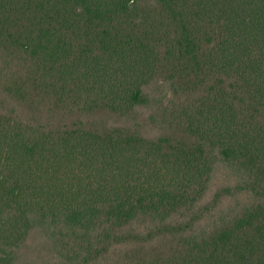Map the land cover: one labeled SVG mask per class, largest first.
I'll return each mask as SVG.
<instances>
[{
  "label": "trees",
  "instance_id": "trees-1",
  "mask_svg": "<svg viewBox=\"0 0 264 264\" xmlns=\"http://www.w3.org/2000/svg\"><path fill=\"white\" fill-rule=\"evenodd\" d=\"M139 109L158 135L109 123ZM45 249L264 264V0H0V264Z\"/></svg>",
  "mask_w": 264,
  "mask_h": 264
},
{
  "label": "rangeland",
  "instance_id": "rangeland-1",
  "mask_svg": "<svg viewBox=\"0 0 264 264\" xmlns=\"http://www.w3.org/2000/svg\"><path fill=\"white\" fill-rule=\"evenodd\" d=\"M151 91L153 93L155 92V93L159 94L156 87H153L151 89ZM150 113H151L150 110L139 109L136 113V117L138 118V122H140V123L136 122L135 120H132L131 118L130 119H119V118H112V117L109 119V123L126 125L129 127H135L138 125L139 126L138 129L141 132V134H143L144 136H147V137H154L160 133L161 126L156 125L154 123V120L152 121L153 124L151 121L148 120ZM213 175H214L213 179L211 181L209 190L207 192V200H209L212 197L213 193L217 190V188L219 186L231 181V178L229 177L228 171L225 170V168L220 164L216 165V168H215ZM250 202H251V200L249 198L241 197V196L223 199L218 204L217 210L215 212H213L212 216L205 217L200 222L197 230L200 232V231H207V230L211 229L213 227L214 222L218 221L219 216L230 214L233 211L238 212L244 205H247ZM139 222L134 223L133 228L135 230H138V231H145V228H143L142 226H141V228H139L140 227ZM33 238L31 240V243L33 241ZM47 252H48L47 250L42 251L40 256L35 258L32 253L25 251L19 264H37V263H40L41 258H47V257L51 258L53 256L50 252H48V253Z\"/></svg>",
  "mask_w": 264,
  "mask_h": 264
}]
</instances>
